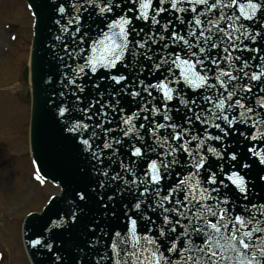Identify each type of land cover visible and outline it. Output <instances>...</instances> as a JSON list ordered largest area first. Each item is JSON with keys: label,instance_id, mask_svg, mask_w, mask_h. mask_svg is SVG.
Returning a JSON list of instances; mask_svg holds the SVG:
<instances>
[{"label": "snow or ice", "instance_id": "snow-or-ice-1", "mask_svg": "<svg viewBox=\"0 0 264 264\" xmlns=\"http://www.w3.org/2000/svg\"><path fill=\"white\" fill-rule=\"evenodd\" d=\"M56 12L60 18L55 24L61 35L54 39L62 41L65 33L74 38L70 52L73 59L78 54L91 53L86 59L79 55L83 63L62 77L66 81L63 87L71 86V95L76 101L75 104L66 100L57 103L56 115L62 129L73 134V140H79L96 164L103 165L104 150H110L109 156L115 157L125 143L130 157L136 158L120 163L131 179L116 171L109 173L107 167L100 172L103 178L98 186L101 188L106 186V180L119 181L115 190L109 188L113 192L107 196L109 202L125 190L129 194L132 189L138 192V197H133L135 202L125 206L127 231L123 235L116 232L114 238L128 245L131 251L121 247L117 252V244L113 243L114 254L126 258L123 264H183L184 261L187 264H264V239L257 235L264 233L261 227L264 205L249 202L241 213H234L229 207L233 203L229 184L240 194H247L251 190L247 178L252 175V166L257 161L264 166V65L249 63L250 59L264 60V50L252 46V42L258 45L264 41V0H57ZM83 13L95 15L92 23L98 21L103 29H97L100 38L88 48L84 47L88 44L87 32L81 30ZM163 41L166 42L160 43ZM153 45H156L155 54ZM170 45L174 47L169 51ZM63 47L68 49L69 45L63 44ZM238 52H247V56L242 57ZM125 53L131 55L132 65L137 64L138 57H143L139 71L144 72L147 66L152 81L145 83L137 78L129 90L128 84H122L125 75L105 73L99 79L107 78L117 85L111 91L112 98L82 105L87 98L77 93H84L85 87L77 81L86 76L85 69L91 73H98V68L117 69L118 64L127 60ZM253 68L259 70L253 71ZM240 80L244 82L237 83ZM189 88L202 91H193L189 98L185 95ZM253 88L258 96H251ZM124 92L137 105L130 114H123L124 109L117 107L120 104L117 97ZM59 96L64 97L65 92L60 91ZM168 102L177 105L176 117L182 123L170 114ZM94 103L98 105L95 110ZM108 110L122 113L115 131L121 137H134V144L110 135L113 129L105 123L110 120ZM77 111L83 116L74 120L72 116ZM149 112L151 118L142 116ZM93 116L97 122H86ZM141 116L149 124L145 131L151 134L153 143H146L139 133L140 128H145L143 123L136 126V118ZM194 122L201 126L199 131ZM241 126H247L246 131H239ZM160 129H165V133L161 135ZM97 130L104 137L102 144H95ZM234 132L239 133L246 151L228 143L235 140ZM208 154L215 159L209 160ZM249 157L255 159L249 160ZM181 160L191 166V171L185 169L184 178L161 195V182L170 170L177 166L184 168ZM137 161L145 166L140 176L135 169ZM92 167L95 169L96 165ZM35 178L41 180L39 172ZM255 180L264 183V167L259 169ZM177 191L183 195L182 200L172 199ZM73 195L83 203L89 193L79 191ZM205 201L212 203L205 204ZM169 202L171 206L166 207ZM149 208L152 215L146 211ZM157 208L160 209L159 224L153 219ZM256 209L260 210L259 217ZM57 215L58 219H52L42 229L41 237L49 228L64 231L62 225L78 222L83 213L66 211ZM184 219L187 224H182ZM140 222L145 226L142 234L138 231ZM178 226L182 230L177 231ZM129 236L134 243L129 244L126 238ZM165 240L167 244L161 247ZM30 243L46 248L58 264H63L61 256L52 251L53 243L42 242L40 238ZM173 253H179L178 257L173 258L170 255ZM115 264H121V260L116 259Z\"/></svg>", "mask_w": 264, "mask_h": 264}, {"label": "rangeland", "instance_id": "rangeland-1", "mask_svg": "<svg viewBox=\"0 0 264 264\" xmlns=\"http://www.w3.org/2000/svg\"><path fill=\"white\" fill-rule=\"evenodd\" d=\"M22 5L19 0H0V151L8 150V157L0 152V207L6 202L3 210L0 208V246L6 249V261L12 264H26L19 236L22 215L29 209L38 208L46 195L53 191L48 187L39 188L28 177V109L15 96L14 87L20 66L17 64L27 61L30 38L31 18ZM2 20L13 22L19 28L12 46L9 45L13 42L11 23L6 21L7 26ZM4 45L11 46V51L17 49L18 55L4 54L1 49ZM15 185L12 196L11 187L14 189ZM10 216H15V220L8 222Z\"/></svg>", "mask_w": 264, "mask_h": 264}, {"label": "water", "instance_id": "water-1", "mask_svg": "<svg viewBox=\"0 0 264 264\" xmlns=\"http://www.w3.org/2000/svg\"><path fill=\"white\" fill-rule=\"evenodd\" d=\"M61 2H64V0H61ZM32 4L34 9L36 10V12L38 13V20L40 22V28H39V34H38V46H43L44 51H42V54L39 56L40 59V64H35V68L37 70V82H35V94H34V104L37 106L36 108L42 109V112H45V108H49L50 106V101H51V95L48 94V88H49V84L50 81L47 80V78L41 75L42 71L47 72V74H52L55 77V73H57V69L59 70H65V73L71 72L73 71V68L76 67V62L77 63H83L82 60L79 59V55H83L84 58L86 59L87 56L90 53L86 52V53H81L78 54V56L73 59L70 56V52L72 49L73 44L75 43V40L73 37L72 40H70V43L66 42L64 37L66 35H63V40L62 41H57L54 38L57 35H61V33H59L58 31V26L55 24V21L57 19L60 18L59 14L56 12V5H57V0H32ZM67 6V5H66ZM92 20H96L95 15L90 16V17H83V21H82V28L81 30L86 31L87 32V37L86 39L88 40V44L84 45L85 48H88L90 46V43L96 39H99V33L97 31L98 28H100L99 22L97 21L96 23H92ZM91 21V22H90ZM63 23V21H62ZM46 24V26L44 25ZM44 25V26H43ZM87 25H92L93 26V30L91 31V34H89V29L86 30V26ZM57 27V29H55ZM100 31H103L102 28H100ZM70 38V39H71ZM166 41L160 42V43H164ZM63 44H68L69 48L65 49L63 47ZM53 45H55V47H53ZM252 46L253 47H260L262 50H264V41H261L260 44H256L255 42H252ZM174 47V45H170L169 46V51L171 50V48ZM155 49H156V45H153V50H154V54H155ZM177 51H179V49H177ZM234 52L236 50H233ZM215 52V50H213V53ZM238 55H241L242 57L247 56V52H238ZM128 58L130 57V54H127ZM127 58V60H128ZM127 60H125V62L123 64H118L117 69H104V68H98V73H91L90 70H85V74L86 76H81L79 77L77 83H82L85 87V92L84 93H77L78 95H81L82 97H86V100L82 101V105L86 106L87 101H94V100H101L102 99V95H99L98 93H100V91H104V89L102 88H108L110 89L111 87H117V85H115L114 83H112L111 81H109L107 78H105L104 80H100L99 76L100 75H104L105 73H108L110 75H115V74H123L126 77V80L124 82H122V84H128L129 85V90L131 88L132 83L138 78L141 80H144L145 83H149L152 81V76L148 75L147 72V66H145V71L144 72H140L139 71V67L138 70H135L134 72H131L127 67H126V62ZM138 63L139 65L143 64V57H138ZM250 64H262L264 65V60H259V59H250L249 60ZM42 67L43 70H42ZM248 69L246 68L245 71H247ZM253 71H258L259 69L253 68ZM155 75V74H154ZM54 77L52 78L54 80ZM51 79V80H52ZM94 80L93 81H91ZM52 80V81H53ZM243 81V80H240ZM54 82V81H53ZM52 83V82H51ZM64 83H66V81L63 79L62 83H61V87H60V91H64L65 92V96L64 97H60L59 96V90L56 91V95L57 98L56 99V104L61 102V101H68L69 104H75L76 101L74 99V97L71 95V86L69 88H64L63 85ZM255 83V82H254ZM94 85L96 87H94ZM53 86V85H52ZM55 87V86H54ZM52 87V88H54ZM253 90H256L255 88H253ZM108 91H104L103 95H107ZM142 95H145L144 93H141ZM192 91L188 92V95L191 96ZM153 96H156V92L153 90ZM119 99H122V102H125V105H123L124 103L120 102V106H129L130 102L128 103V96H127V92L121 93L118 96ZM155 101H153L154 103ZM94 105V104H93ZM97 106V105H96ZM95 106V107H96ZM131 109H136V107H133ZM51 110L53 111L54 114V110L53 108H51ZM40 111V112H41ZM80 113V115H82V112L77 111L75 114ZM148 114V113H146ZM74 116V115H73ZM53 118V119H52ZM59 117L57 115H54V117L52 116L51 119H47V118H38V124L37 125H42L40 128L41 129V133H40V140L43 142H46V133H49L50 136H52L53 139L48 140V142L46 144L50 145L53 144V140L55 139V143L58 139H64V137L66 135L65 132L62 127H61V121L58 119ZM60 129V131L58 130V128ZM64 127H67V125H64ZM37 128V127H36ZM56 150V149H55ZM55 152V151H53ZM56 153V152H55ZM53 157V155H52ZM55 158V157H54ZM250 158V157H249ZM255 159L250 158V160ZM258 163V161H257ZM226 164V161H225ZM260 168H258L256 171H259ZM252 176H254L252 174ZM94 213H97V211H93ZM99 212V210H98ZM114 218V219H113ZM113 218H111L110 220V224L111 225H115L116 227L111 228L112 231L116 232H121V234L123 235L126 231H127V220H125V222H122V220L118 219L115 215L113 216ZM96 222L97 220L94 219ZM97 225V224H96ZM139 228V227H138ZM115 229V230H114ZM141 234L142 232L145 230V226L143 225L140 228ZM114 233V234H115ZM71 238V237H70ZM127 238V237H126ZM63 239V244L66 243V238L65 235H60V239ZM104 240V239H103ZM115 239H108V244L112 243V241H114ZM74 242V239H73ZM75 246V242L73 243ZM164 243L161 245V247H164ZM105 242L101 243L99 245L100 248H102L103 250L105 249ZM146 247V245H145ZM57 248H61L60 245L57 243L55 246V249ZM58 253V252H57ZM73 254H74V248H73ZM66 255V254H63ZM73 258V257H71ZM111 264V263H109Z\"/></svg>", "mask_w": 264, "mask_h": 264}, {"label": "bare ground", "instance_id": "bare-ground-1", "mask_svg": "<svg viewBox=\"0 0 264 264\" xmlns=\"http://www.w3.org/2000/svg\"><path fill=\"white\" fill-rule=\"evenodd\" d=\"M29 84H30V82H29V80H28V86H29Z\"/></svg>", "mask_w": 264, "mask_h": 264}]
</instances>
